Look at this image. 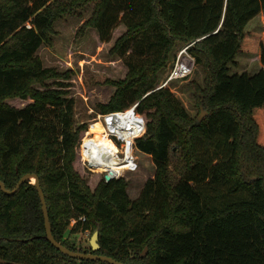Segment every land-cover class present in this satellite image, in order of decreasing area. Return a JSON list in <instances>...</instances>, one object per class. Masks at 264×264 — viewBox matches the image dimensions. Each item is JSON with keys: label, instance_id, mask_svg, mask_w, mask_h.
<instances>
[{"label": "trees", "instance_id": "trees-1", "mask_svg": "<svg viewBox=\"0 0 264 264\" xmlns=\"http://www.w3.org/2000/svg\"><path fill=\"white\" fill-rule=\"evenodd\" d=\"M91 3L93 15L79 33L93 28L106 42L118 26L127 28L110 54L128 72L112 81L118 89L99 109L105 114L138 103L147 121L137 148L152 157L156 173L135 200L124 180L106 182L99 172L90 180L77 170V162L86 168L80 142L86 126L76 122L68 84L47 87L70 73L46 68L38 55L52 45L62 16ZM263 11L264 0H0V178L6 188L38 175L53 235L74 251L92 253L69 243L68 233L99 231L100 249L93 253L128 264H264V69L231 74L241 54L260 51L264 65V40L246 30ZM178 43H193L190 53L204 71L192 94L208 113L201 122L169 88L156 89ZM38 84L46 90H36ZM13 99L32 102L21 107ZM31 182L14 195L0 189V264H105L70 258L45 239L42 203Z\"/></svg>", "mask_w": 264, "mask_h": 264}, {"label": "rangeland", "instance_id": "rangeland-1", "mask_svg": "<svg viewBox=\"0 0 264 264\" xmlns=\"http://www.w3.org/2000/svg\"><path fill=\"white\" fill-rule=\"evenodd\" d=\"M93 7L94 4L91 3L89 7L78 10L76 14L62 16L54 25L55 34L52 36V45L44 44L38 51V55L46 68H55L59 73L63 74L70 73L69 79L47 81V87L60 88L55 84V81L68 84L69 87L64 89L69 92L68 98L76 100V122L79 126L85 124L87 128L81 130V140H83L82 136L85 130V135L89 131L90 123L103 114L99 109V105L110 103L112 96L116 93L118 85L112 81L124 79L128 72L121 57L110 54L116 40L127 30L124 25L118 26L111 40L106 42L100 40L96 29L87 28L84 32L79 33L81 27L92 17ZM246 30L257 33L258 42L264 40V11L249 22ZM187 45L178 43L172 55L177 56L181 49ZM175 59L176 57L174 59L171 57L169 64L158 72L156 89H159L166 82ZM262 69H264V65L260 60L259 51L257 54L238 55L236 64L231 66V74H255ZM203 80L204 71L196 63V68L191 76L183 81H176L169 85L171 92L182 101L187 111L194 118H199L202 109H200L198 101L193 98V83L203 84ZM34 88L41 92L46 90V87L39 84L35 85ZM9 102L22 107L31 103L32 100L13 99L9 100ZM136 155L140 163L139 170L127 173L122 178L128 184V193L131 199L139 196L144 183L148 179L153 178L156 173V166L149 155L140 150L136 152ZM173 167H171V170ZM77 170L82 176L90 180L96 174L85 167L83 171L82 164L79 162H77ZM176 180V177L172 178L173 183ZM76 222V220H72L70 228ZM67 235L69 243L78 249L88 250L91 247V232L68 233ZM146 249L148 252V248Z\"/></svg>", "mask_w": 264, "mask_h": 264}, {"label": "built area", "instance_id": "built-area-1", "mask_svg": "<svg viewBox=\"0 0 264 264\" xmlns=\"http://www.w3.org/2000/svg\"><path fill=\"white\" fill-rule=\"evenodd\" d=\"M192 45L188 44L177 54L166 82L159 89L169 88L170 84L183 81L194 73L196 60L190 53ZM137 107L138 103H135L122 110L107 112L90 123L81 142L89 171L99 172L104 178L109 175L113 181L139 170L137 141L147 134V121Z\"/></svg>", "mask_w": 264, "mask_h": 264}, {"label": "water", "instance_id": "water-1", "mask_svg": "<svg viewBox=\"0 0 264 264\" xmlns=\"http://www.w3.org/2000/svg\"><path fill=\"white\" fill-rule=\"evenodd\" d=\"M207 115H208V113L202 108V111H201V114H200L198 120L200 122L203 121ZM32 180H34V182H31V183L36 186V189L38 191V195H39L41 203H42V210H43V214H44V218H45V228H46L45 239L48 240L57 250H59L64 255H67L68 257L73 258V259L102 262L105 264H128V263H124L121 261H117L116 259L109 257V256L99 255V254L93 253V252H96L100 249V244H99L100 232L99 231H95L91 237V240H90V246L92 249V253H82L79 251L71 250L68 247L64 246L62 243H60L59 241H57L53 235V230H52L51 220H50L48 206H47V202H46V197H45V193L41 187L40 179H39L38 175L27 174V175L23 176L20 179V181L18 182V184L14 190H8L0 178V189L7 195H14L15 193H17L20 190V188L23 184H25L28 181H32ZM105 180L107 182H110L112 179L109 175H106ZM146 254H147V249L144 251L143 255L145 256Z\"/></svg>", "mask_w": 264, "mask_h": 264}, {"label": "crops", "instance_id": "crops-1", "mask_svg": "<svg viewBox=\"0 0 264 264\" xmlns=\"http://www.w3.org/2000/svg\"><path fill=\"white\" fill-rule=\"evenodd\" d=\"M150 157H151V156H150ZM151 158H152V157H151ZM139 195H140V194H139ZM138 197H139V196H138ZM138 197H137V198H138ZM137 198H135V199H137ZM135 199H133V200H135Z\"/></svg>", "mask_w": 264, "mask_h": 264}]
</instances>
